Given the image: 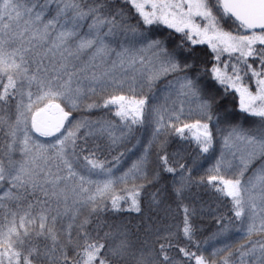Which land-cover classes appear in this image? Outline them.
Segmentation results:
<instances>
[{"label":"snow or ice","instance_id":"1","mask_svg":"<svg viewBox=\"0 0 264 264\" xmlns=\"http://www.w3.org/2000/svg\"><path fill=\"white\" fill-rule=\"evenodd\" d=\"M0 264H264V0H0Z\"/></svg>","mask_w":264,"mask_h":264},{"label":"rangeland","instance_id":"2","mask_svg":"<svg viewBox=\"0 0 264 264\" xmlns=\"http://www.w3.org/2000/svg\"><path fill=\"white\" fill-rule=\"evenodd\" d=\"M226 210V209H225ZM232 238L234 241H236L237 243H242L243 241L240 240L239 238V234L235 232V230L233 229V233H232Z\"/></svg>","mask_w":264,"mask_h":264},{"label":"trees","instance_id":"3","mask_svg":"<svg viewBox=\"0 0 264 264\" xmlns=\"http://www.w3.org/2000/svg\"><path fill=\"white\" fill-rule=\"evenodd\" d=\"M226 211V210H225Z\"/></svg>","mask_w":264,"mask_h":264}]
</instances>
